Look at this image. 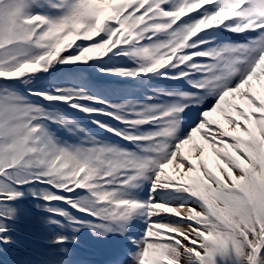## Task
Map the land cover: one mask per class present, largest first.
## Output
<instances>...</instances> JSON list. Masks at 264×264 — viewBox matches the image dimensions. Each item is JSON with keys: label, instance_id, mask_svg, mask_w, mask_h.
<instances>
[{"label": "snow or ice", "instance_id": "1", "mask_svg": "<svg viewBox=\"0 0 264 264\" xmlns=\"http://www.w3.org/2000/svg\"><path fill=\"white\" fill-rule=\"evenodd\" d=\"M0 264H264V0H0Z\"/></svg>", "mask_w": 264, "mask_h": 264}]
</instances>
